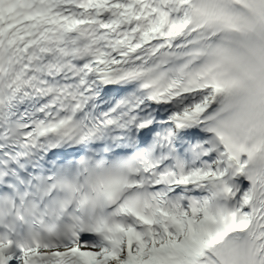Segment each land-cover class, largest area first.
Wrapping results in <instances>:
<instances>
[{
	"label": "snow or ice",
	"instance_id": "snow-or-ice-1",
	"mask_svg": "<svg viewBox=\"0 0 264 264\" xmlns=\"http://www.w3.org/2000/svg\"><path fill=\"white\" fill-rule=\"evenodd\" d=\"M0 264H264V0H0Z\"/></svg>",
	"mask_w": 264,
	"mask_h": 264
}]
</instances>
